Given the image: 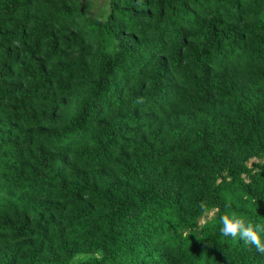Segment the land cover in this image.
Segmentation results:
<instances>
[{
  "label": "trees",
  "instance_id": "16d2710c",
  "mask_svg": "<svg viewBox=\"0 0 264 264\" xmlns=\"http://www.w3.org/2000/svg\"><path fill=\"white\" fill-rule=\"evenodd\" d=\"M94 1L0 0V264H264V0Z\"/></svg>",
  "mask_w": 264,
  "mask_h": 264
},
{
  "label": "clouds",
  "instance_id": "9594fccd",
  "mask_svg": "<svg viewBox=\"0 0 264 264\" xmlns=\"http://www.w3.org/2000/svg\"><path fill=\"white\" fill-rule=\"evenodd\" d=\"M220 229L224 236L239 238L246 243L254 245L257 251L264 252V224L246 222L236 215L222 216Z\"/></svg>",
  "mask_w": 264,
  "mask_h": 264
},
{
  "label": "rangeland",
  "instance_id": "374dc122",
  "mask_svg": "<svg viewBox=\"0 0 264 264\" xmlns=\"http://www.w3.org/2000/svg\"><path fill=\"white\" fill-rule=\"evenodd\" d=\"M104 1L105 0H97V1H94L93 2V5L96 7V6L100 5V4H102ZM210 214H212V213H210ZM201 223H202V220H201Z\"/></svg>",
  "mask_w": 264,
  "mask_h": 264
}]
</instances>
